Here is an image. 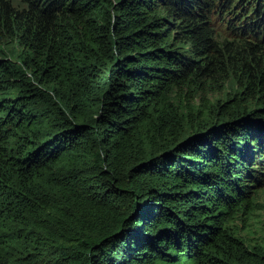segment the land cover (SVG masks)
Masks as SVG:
<instances>
[{
	"label": "trees",
	"instance_id": "16d2710c",
	"mask_svg": "<svg viewBox=\"0 0 264 264\" xmlns=\"http://www.w3.org/2000/svg\"><path fill=\"white\" fill-rule=\"evenodd\" d=\"M262 184L264 0H0V264H264Z\"/></svg>",
	"mask_w": 264,
	"mask_h": 264
},
{
	"label": "rangeland",
	"instance_id": "374dc122",
	"mask_svg": "<svg viewBox=\"0 0 264 264\" xmlns=\"http://www.w3.org/2000/svg\"><path fill=\"white\" fill-rule=\"evenodd\" d=\"M218 96L211 94L208 98L210 102H213ZM81 166H83V161L79 157L72 156L61 158L55 165L59 168H79ZM255 191L256 194L253 196V203L250 205L248 215L242 216L241 213H236L229 221L233 233L242 238L249 246L264 242V184L257 186Z\"/></svg>",
	"mask_w": 264,
	"mask_h": 264
},
{
	"label": "flooded vegetation",
	"instance_id": "af4514ba",
	"mask_svg": "<svg viewBox=\"0 0 264 264\" xmlns=\"http://www.w3.org/2000/svg\"><path fill=\"white\" fill-rule=\"evenodd\" d=\"M159 47V45L158 46H156V47H153V48H158Z\"/></svg>",
	"mask_w": 264,
	"mask_h": 264
}]
</instances>
